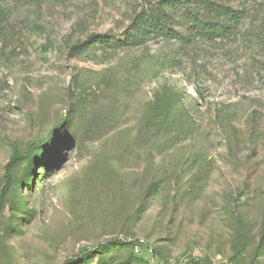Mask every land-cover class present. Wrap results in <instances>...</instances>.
<instances>
[{"label":"rangeland","instance_id":"374dc122","mask_svg":"<svg viewBox=\"0 0 264 264\" xmlns=\"http://www.w3.org/2000/svg\"><path fill=\"white\" fill-rule=\"evenodd\" d=\"M160 1L0 0V264H264V0H216L221 38L190 0L173 36L72 50Z\"/></svg>","mask_w":264,"mask_h":264},{"label":"trees","instance_id":"16d2710c","mask_svg":"<svg viewBox=\"0 0 264 264\" xmlns=\"http://www.w3.org/2000/svg\"><path fill=\"white\" fill-rule=\"evenodd\" d=\"M256 2L258 0H246ZM181 3H190V0H184L182 2L178 0H161L157 3L156 7L151 11H142L134 19V24L129 31L123 34L121 40H112L108 37L97 36L96 38L91 37L82 43L75 45L72 50L79 52L90 45H100L102 48H130L142 45L148 39H155L159 37H170L173 36L171 30L172 18L168 15L167 9H175ZM193 6H189L188 13L190 17L187 18L192 23L191 30L195 36L204 35L210 38L217 39L230 34L237 23L243 19V12L241 10H235L227 5H224L216 0H194ZM182 5V4H181ZM196 9L203 11L204 19L198 18V16H192L191 12ZM196 15V14H195ZM175 33V32H174ZM175 35V34H174ZM163 120L156 122L157 129H163L170 133H180L181 119L176 114H179L180 108L176 104L175 100L167 98L164 100V108L161 109ZM157 112V111H156ZM160 118L156 115V120ZM18 153L14 149V156L12 161L17 159ZM9 166L7 167V170ZM9 183L10 181H6ZM117 243V241L114 242ZM108 247V243L99 245L92 251L85 250L84 255H89L92 252L100 253L102 250ZM81 256L75 259H81Z\"/></svg>","mask_w":264,"mask_h":264},{"label":"built area","instance_id":"2783aa9c","mask_svg":"<svg viewBox=\"0 0 264 264\" xmlns=\"http://www.w3.org/2000/svg\"><path fill=\"white\" fill-rule=\"evenodd\" d=\"M135 251H136V252H138V249H137V248H135Z\"/></svg>","mask_w":264,"mask_h":264}]
</instances>
